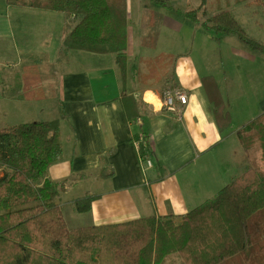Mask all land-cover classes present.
Returning a JSON list of instances; mask_svg holds the SVG:
<instances>
[{"label":"crops","instance_id":"1","mask_svg":"<svg viewBox=\"0 0 264 264\" xmlns=\"http://www.w3.org/2000/svg\"><path fill=\"white\" fill-rule=\"evenodd\" d=\"M144 11L148 16L155 14L156 27L159 23L172 27L168 24L171 21L180 32L181 24L170 17ZM45 12L0 1V102H23L33 110L48 99L60 102L59 114L51 120L59 121L63 152L61 159L49 167L47 177L64 187L56 203L71 214V219H65L68 227L180 217L213 197L243 171L249 157L236 132L264 113L263 54L238 44L208 46L193 24L187 28L192 35L199 34V44L184 40L181 47H176V32L172 31L167 48L156 50L151 57H174V83L188 98L177 117L161 107L162 82L143 78L147 74L143 60L147 58L140 49L145 47L128 25L124 81L111 53H92L91 57L82 55L85 51H63L61 47L60 56L52 59L58 74L54 87L43 68L48 60L49 35ZM73 26L67 32L57 30L61 44ZM22 62L25 64L18 75L3 74L5 65L16 67ZM208 76L230 117L229 127L222 132L209 100L214 94L211 83L205 86L202 81ZM123 92L132 97L127 109L121 104ZM133 102L139 111L128 119L125 113L131 112ZM139 135L144 139L141 145H148L162 163L161 179H157L153 166L146 167L140 159L133 145ZM101 168L113 174L101 177ZM86 194L97 198L89 212L76 213L72 201ZM257 222L261 232L264 217ZM262 239L254 249L264 252V231ZM250 256L238 254L222 264H248ZM175 264H180L178 259Z\"/></svg>","mask_w":264,"mask_h":264},{"label":"trees","instance_id":"2","mask_svg":"<svg viewBox=\"0 0 264 264\" xmlns=\"http://www.w3.org/2000/svg\"><path fill=\"white\" fill-rule=\"evenodd\" d=\"M6 1L15 7L67 15L74 26L63 40V51L114 54L124 81L126 0ZM203 4L201 1L200 6ZM200 6L184 12V17L207 31L235 36L250 50L264 55V43L249 37L231 12L220 10L210 16L202 12L201 19ZM153 15L148 17V27L153 26L149 25ZM143 62H147L145 80L161 81L163 88L178 87L174 83L173 56L159 54ZM202 81L205 86L211 83L214 94L209 100L222 132L230 123L229 114L216 94L212 77H203ZM130 99L131 95L121 94L124 109ZM131 107V112L125 113L128 119L139 111L136 102ZM237 137L244 149L258 145L262 169L246 167L239 177L185 215L70 230L55 203L64 187L47 177L49 167L62 157L59 121H32L0 128V264H158L172 252L178 253L185 264H220L245 250L248 253L263 240L256 237L260 232L257 220L264 217V113L243 125ZM138 154L151 160L157 179H161L163 165L148 145H140ZM112 174L99 170L101 177ZM96 198L86 194L74 199L73 210L79 214L89 212ZM252 232L256 237L251 238Z\"/></svg>","mask_w":264,"mask_h":264},{"label":"rangeland","instance_id":"3","mask_svg":"<svg viewBox=\"0 0 264 264\" xmlns=\"http://www.w3.org/2000/svg\"><path fill=\"white\" fill-rule=\"evenodd\" d=\"M0 1H6V0H0ZM127 1H129L128 2L129 19L127 21V25L134 31V33L137 36V39L139 38V41H141V43L144 42L143 44L145 45L144 46L145 48L142 47L140 50L142 52L144 51L145 57L149 60L153 58L151 56H153V53L156 50L162 51L164 50V48H167L168 46L167 39L169 35H171L172 31L176 32L174 37L176 47H181L182 41L184 40H186L187 44H189L193 39L195 45L199 44L198 43L199 34H195V36L192 35L189 32V28H187V25L192 27L193 25L196 26V29H199L198 33H201L202 36L205 37V44L208 46L215 47L220 45L223 47L226 46L230 47V46H235L236 44L245 46L235 36H224L222 34H216L214 32L207 31L202 27L193 24L189 19L184 17L183 15L184 12L186 11L188 12L189 10H193V9H198L201 1H204V4L202 5V7L200 6V10H199L200 13H198L199 18L203 19L202 12H204L206 16H210L217 13L220 10H228L240 22V24L243 26L246 34L249 37H252L258 40L259 42L264 43V0H246L243 2L242 0H158V1H164L165 4L156 3L155 0H126V4ZM144 10L153 11L156 14H158V16L162 14L164 16L170 17L176 23H180L181 24L180 32L178 33L176 31L175 27L177 26L171 21L168 24L172 27H168L167 25L161 26L162 23H159L158 26L156 27L155 26L156 18L150 20L149 25H151L152 23L153 26L148 28L146 26L147 24L146 21L148 20L149 16ZM45 13L49 17L48 18L49 35H48V60L47 63L43 65V68H45L44 72L47 75L49 83H51L55 87L58 83V74L55 73L54 70L55 65L52 64V61L60 56L61 47H62L59 36L57 34V30L63 29L64 32H67L72 22L69 19V17L65 14L57 13V12H45ZM190 31H192V29ZM137 33H139V36L137 35ZM204 37H202V40L204 39ZM148 48H152V51ZM82 55H90L91 57L93 56V54L89 52H85ZM110 55L112 56L114 54H110ZM9 63L10 62H6V64ZM23 64H25V62H22L21 65H17L16 67L11 65H5L4 69H2V71L4 70L3 74L7 75L9 73H12L16 75L17 73L18 75ZM176 89L180 90L177 87L163 88L162 96H161V107L165 108V110L168 111L170 114L180 117L182 113V107L186 105L188 100L187 94L184 91L182 92L183 94L185 93L184 94L186 98L185 104H182L175 99L173 110L170 109L167 110L166 107H164L165 95L163 96V94L167 90L173 92ZM59 103L60 102H58L55 99L53 100L48 99V101L40 104L39 106H36L37 108L36 109L34 108L35 110H33L32 108H27L26 107L27 104L23 102L21 103H16L13 101L0 102V127L13 125L17 123L51 120V118H53L52 116L59 114V106H58ZM226 112L228 111L226 110ZM30 115H32V117H29ZM213 116H214V108H213ZM29 119L31 121H28ZM236 136H237V132H236ZM244 151L246 155L249 157V160L247 162V165L243 168V171L248 166L251 167V169L253 170L254 169L261 170L262 169L261 150L259 149L258 145L254 144L250 148L244 149ZM140 159L144 162L146 167H151V165L150 166L147 165V161L148 160L150 161L149 158H145V159L140 158ZM243 171L238 176L234 177L232 180L239 177L243 173ZM61 211L65 219L66 217L70 219L72 218L71 214L67 212H63L62 208ZM261 226L264 227L263 224ZM84 227H88V226H84ZM68 228L70 230L77 229L70 227ZM78 228H82V227H78ZM263 231L264 229L261 230L258 237H256V233L252 232L251 238L256 237V240L261 239ZM257 249H259V247ZM252 250L253 249H250L248 253L245 250L243 253L249 255L251 254L249 259L250 262L248 264H264V252H261L256 249H254L256 250L255 252H251ZM166 258H167V262L165 260ZM175 258L178 259L180 264H185L182 258L180 257V255L176 252L167 254L158 264H175L176 263ZM223 262H221L220 264H222Z\"/></svg>","mask_w":264,"mask_h":264},{"label":"built area","instance_id":"4","mask_svg":"<svg viewBox=\"0 0 264 264\" xmlns=\"http://www.w3.org/2000/svg\"><path fill=\"white\" fill-rule=\"evenodd\" d=\"M185 94V93H184ZM183 94L182 90H174L173 92L170 90L165 91V93L163 94L164 97V107H166L167 110H173L174 109V100H178L180 103L185 104L186 103V98L185 95ZM143 136L139 135L138 137H136V139L133 141V145L139 149L140 145L143 144ZM147 165H151L152 166V162L151 160L147 161Z\"/></svg>","mask_w":264,"mask_h":264}]
</instances>
